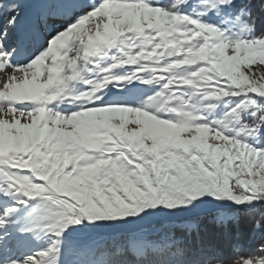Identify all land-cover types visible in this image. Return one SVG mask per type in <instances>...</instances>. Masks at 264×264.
I'll return each mask as SVG.
<instances>
[{
  "label": "snow or ice",
  "instance_id": "6c2138e0",
  "mask_svg": "<svg viewBox=\"0 0 264 264\" xmlns=\"http://www.w3.org/2000/svg\"><path fill=\"white\" fill-rule=\"evenodd\" d=\"M0 264H264V0H0Z\"/></svg>",
  "mask_w": 264,
  "mask_h": 264
},
{
  "label": "trees",
  "instance_id": "16d2710c",
  "mask_svg": "<svg viewBox=\"0 0 264 264\" xmlns=\"http://www.w3.org/2000/svg\"><path fill=\"white\" fill-rule=\"evenodd\" d=\"M206 227L210 230V232L219 234L225 240L228 239V237L223 235L222 229H217L212 224H206ZM252 228V219L249 217H242L238 224H232L229 226V234L231 238H235L239 234L241 241L245 242L251 236Z\"/></svg>",
  "mask_w": 264,
  "mask_h": 264
}]
</instances>
